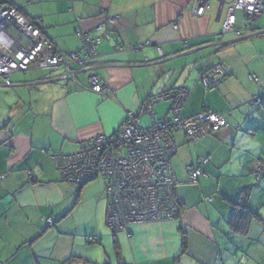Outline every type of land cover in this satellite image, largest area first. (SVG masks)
Returning <instances> with one entry per match:
<instances>
[{
  "label": "crops",
  "instance_id": "0c3cea01",
  "mask_svg": "<svg viewBox=\"0 0 264 264\" xmlns=\"http://www.w3.org/2000/svg\"><path fill=\"white\" fill-rule=\"evenodd\" d=\"M192 1L9 0L25 18L40 22L61 53H81L84 34L98 37L87 67L102 88L92 92L86 72L72 62L74 80L58 79L64 66L12 73L11 86L0 76L1 264H63L70 258L69 264H116L114 239L124 264H264V176L255 173L264 151V12L248 22L243 9H235L234 29L222 32L233 0H208L200 16L192 13ZM218 64L224 78L205 88L199 69ZM178 87L186 92L182 115L218 112L227 126L193 142L172 134L170 164L182 204L177 220L112 233L105 224L104 184L89 182L77 196L76 187L60 180L50 155L112 134L130 112L139 113L145 128L151 119L171 116L172 100L154 102L151 113L140 110L148 96ZM257 96L261 103L252 101ZM204 156V174L189 183L186 166ZM243 190L262 220L252 218L246 228L234 219Z\"/></svg>",
  "mask_w": 264,
  "mask_h": 264
},
{
  "label": "built area",
  "instance_id": "2783aa9c",
  "mask_svg": "<svg viewBox=\"0 0 264 264\" xmlns=\"http://www.w3.org/2000/svg\"><path fill=\"white\" fill-rule=\"evenodd\" d=\"M207 7L208 0L192 1V13L196 16L202 15ZM235 9H243L250 22L264 12V0H233L222 32L234 29ZM108 20L113 21V18L108 17ZM100 27L102 24L97 29ZM42 30L40 22L25 18L8 2L0 4V75L5 85H11V73L26 71L33 65L55 69L64 66L66 70L62 78L65 79L74 76V71L68 67L69 62L78 64L80 69H88L84 62L86 59L92 60L99 44L98 37L91 38L84 34L82 52L65 54L55 50ZM223 73V67L216 65L204 71L199 80L205 87L208 82L217 85L216 79L215 82L211 79ZM251 78L257 79L254 76ZM88 80L92 92L101 91L97 76L89 74ZM185 93L184 89H174L163 94L161 98L172 97V115L151 119L146 128L138 123L139 113L130 112L116 132L83 140L74 154L52 156L56 169L70 177L69 180H87L97 173L109 179L107 223L111 228L123 226L126 218L130 222H142L177 217L178 210L172 192L175 181L171 177L169 162L175 152V144L169 131H182L188 140L194 141L225 125L220 113L200 111L182 115ZM156 99L159 100L157 97L146 100L141 113L149 112ZM252 101L261 102V97H254ZM206 161L207 158H204L200 163ZM201 173L202 170L197 168L190 176L195 180ZM45 220L52 224L51 218Z\"/></svg>",
  "mask_w": 264,
  "mask_h": 264
},
{
  "label": "trees",
  "instance_id": "16d2710c",
  "mask_svg": "<svg viewBox=\"0 0 264 264\" xmlns=\"http://www.w3.org/2000/svg\"><path fill=\"white\" fill-rule=\"evenodd\" d=\"M3 1H6V0H0V4L1 3H3ZM8 1V3L11 5V6H13L14 8H16L18 11H19V8L16 6V5H14L12 2L10 3L9 2V0H7ZM6 1V2H7ZM43 27V26H42ZM43 29V28H42ZM43 34H44V31L42 30L41 31ZM45 35V34H44ZM49 39V38H48ZM50 40V39H49ZM50 42L54 45V43L50 40ZM54 47H55V45H54ZM81 49H82V46H81ZM56 50V49H55ZM77 54H80L79 52H76ZM73 64H75L74 62H72ZM218 65H220V64H218ZM34 66V65H33ZM33 66H31L30 68H32ZM34 67H36V66H34ZM29 68V69H30ZM45 70H48V72H53V71H55V70H57V68L55 69V68H51V67H47V68H44ZM210 69H212V68H208V67H205V68H201V69H199V78H201V74L204 72V71H208V70H210ZM70 70H73L74 71V69H70ZM65 73V72H64ZM61 75H63V73L62 74H60V76ZM224 76H225V71H224V73L222 74V75H220L218 78L216 77V78H213V79H211V80H214V79H216V81H217V84L219 83V81H221V79H223L224 78ZM2 77V76H1ZM3 79V78H2ZM63 80H67V79H63ZM10 81H11V79H10ZM12 82V81H11ZM214 82H215V80H214ZM3 83H4V81H3ZM216 86V84L215 85H213V84H211L210 82H208V85L205 87V88H212V87H215ZM167 92V91H166ZM166 92H163V93H166ZM156 96H154V95H151V96H148V98H147V100L148 99H152V98H155ZM261 102H262V100H261ZM261 102H259V103H261ZM142 108V107H141ZM202 111H209V110H202ZM221 114V113H220ZM221 116L224 118V116L221 114ZM166 117H168V116H166ZM166 117H164V118H166ZM125 119H126V116H125V118H124V120H123V122L125 121ZM224 120H225V125L223 126V127H221L220 129H222V128H224V127H226L227 126V121H226V119L224 118ZM123 122L121 123V124H123ZM121 126V125H120ZM119 128H117V130H118ZM220 129H218V130H211L210 132H208L205 136H203V137H207V136H210L211 134H213V133H215V132H217V131H219ZM116 130V131H117ZM115 131V132H116ZM176 132H178V133H180V134H182L183 136H184V138H185V141H187V142H193V141H190V140H188L187 139V137L185 136V134L182 132V131H175V130H171V131H169V134L171 135V137H172V134H174V133H176ZM248 132H251V131H248ZM114 133V132H113ZM199 138H202V137H199ZM198 138V139H199ZM172 139H173V137H172ZM197 140V139H196ZM195 141V140H194ZM174 142V141H173ZM175 144V143H174ZM79 146H80V144H79ZM78 149H79V147L77 148V150L76 151H74V152H72V153H52L51 155H50V158H51V160L53 161V158H52V156L53 155H70V154H74L75 152H77L78 151ZM175 152H176V145H175ZM175 152H174V154H175ZM174 154L170 157V159H169V162H171V158L174 156ZM204 158H207V161H209V156H204V157H202V158H200V159H198L197 161H195L193 164H190V165H188V166H186V174H187V177H188V182L189 183H191V184H195V183H197L198 182V180H199V178H200V176L202 175V174H204V170H203V165H204V163H200L201 162V160L202 159H204ZM206 161V162H207ZM205 162V163H206ZM53 165H54V168H55V170L58 172V174H59V176H60V180L61 181H63V182H66V183H68V184H71L72 186H74V187H76V194H77V196H78V193H79V191L82 189V186H84L85 184H87V183H89V182H91V181H93L94 179H96L97 177H102L103 179H104V190H103V193H104V195H105V199H106V213H105V224H106V226L107 227H109V229L111 230V232L112 233H115V232H117V231H121V230H127L131 225H133V224H137V223H142V222H157V221H164V220H177L179 217H180V214H181V209H182V204H181V201H180V199L177 197V195H176V192H175V187H176V180L174 179V177H173V175H172V170H171V177L173 178V180L175 181V183L173 184V195H174V200H175V204H176V208H177V210H178V215H177V217H174L173 219H161V220H149V221H142V222H130V221H128V219L126 218L125 220H124V224H123V226H120V227H113V228H111L109 225H108V223H107V221H108V217H109V211H108V207H109V205H110V195H109V193H108V191H107V188H108V186H109V179L108 178H104L103 176H102V174L101 173H97L96 175H93V176H91L90 178H88L89 180H75V181H72V180H69V178L70 177H68L67 175H62V173L61 172H59L57 169H56V166H55V164H54V161H53ZM170 167H171V164H170ZM197 168H200L201 170H202V173L200 174V175H198L197 176V178L195 179V180H193L192 178H191V176H190V174L195 170V169H197ZM255 173L257 174V176L258 177H263L264 176V151L256 158V164H255ZM71 179V178H70ZM248 191L249 190H243L242 191V194L241 195H243V196H241L239 199V202L238 203H236L237 205H238V207L239 208H236V212L234 213V219L235 220H239L241 223H243L244 224V226H245V228L248 226V221H250V220H252V218H254V219H256V220H259V221H262L261 220V218H260V216H259V214L258 213H256L255 211H253L251 208H249L248 206H247V204H246V202L244 201L246 198H247V195H248ZM112 197V196H111ZM207 200H209V201H211V198H207ZM235 204V205H236ZM52 220V224L50 225V224H48L47 222V225L48 226H52L53 225V219H51ZM244 228V229H245ZM87 241L89 242V243H95V242H97V239L95 238V237H93V236H88L87 237ZM184 243V242H183ZM113 248H114V255H115V262H116V264H124V262L122 261V259H121V257H120V253H119V250H118V243H117V241L114 239L113 240ZM75 259L74 258H70V259H67V260H65L64 262H63V264H69V263H71V262H73ZM177 262H178V258L176 257V259H175ZM104 264H109V263H104Z\"/></svg>",
  "mask_w": 264,
  "mask_h": 264
},
{
  "label": "water",
  "instance_id": "95a60500",
  "mask_svg": "<svg viewBox=\"0 0 264 264\" xmlns=\"http://www.w3.org/2000/svg\"><path fill=\"white\" fill-rule=\"evenodd\" d=\"M143 46H144V45L141 44L139 47H134V46H132V47L127 48V49H128V50H137V49L142 48ZM127 49H125V48H118V47H117V50H118V51H125V50H127ZM92 60H93V59H92ZM89 61H91V60L89 59V60L86 62V64H88ZM89 70L93 71L92 67H91V68H88V69H80V70L77 71V72H82V71L87 72V71H89ZM77 72H74V75H76ZM86 75H87V77L89 78V74L86 73ZM92 75L96 76V73L93 72ZM58 79H59V80H62V79H64V78L61 77V78H58ZM68 79H70V80H74V76H70V77H68ZM169 91H170V90H169ZM169 91H167V92H169ZM167 92H166V93H162L161 95H158V96H156V97L159 98V100H161V99L170 100V98H161V96H162L163 94H167ZM159 100L156 99V101H159ZM87 180H89V179H87ZM87 180H86V181H87Z\"/></svg>",
  "mask_w": 264,
  "mask_h": 264
},
{
  "label": "rangeland",
  "instance_id": "374dc122",
  "mask_svg": "<svg viewBox=\"0 0 264 264\" xmlns=\"http://www.w3.org/2000/svg\"><path fill=\"white\" fill-rule=\"evenodd\" d=\"M192 10V9H191ZM262 14V13H261ZM259 16V15H258ZM257 16V17H258ZM225 21H226V19H225ZM224 24H225V22L223 23V27H224ZM88 61V59H86L85 60V62L84 63H86ZM85 65V64H84ZM88 68H91V66H89ZM82 69H84V68H82ZM93 72L94 71H91V70H89V71H87L86 73L87 74H93ZM97 76V75H96ZM177 89V88H176ZM178 89H181V88H179L178 87ZM172 99V97L170 98V100ZM211 112H213V111H211ZM198 113V112H197ZM214 113H218V112H214ZM196 114V113H195ZM141 124L142 125H146L147 124V121H146V119L143 117V119L141 120ZM99 134H96L95 136H98ZM91 137H93V136H91ZM90 137V138H91ZM122 166H124V163H122ZM136 175H137V173H136ZM91 183H97V184H101V186L105 183L104 182V179L102 178V177H97L96 179H94L93 181H91ZM108 229H109V227H107ZM110 230V229H109Z\"/></svg>",
  "mask_w": 264,
  "mask_h": 264
},
{
  "label": "clouds",
  "instance_id": "9594fccd",
  "mask_svg": "<svg viewBox=\"0 0 264 264\" xmlns=\"http://www.w3.org/2000/svg\"><path fill=\"white\" fill-rule=\"evenodd\" d=\"M43 28V27H42ZM41 69H44V68H41ZM29 70V69H28ZM27 71V70H26ZM20 72H25V71H20ZM15 73V72H14ZM12 74V73H11ZM1 76V75H0ZM62 77V75L59 77V78H61ZM65 79V78H64ZM67 79V78H66ZM11 85H12V82H11ZM11 85H9V86H11ZM7 86V85H6Z\"/></svg>",
  "mask_w": 264,
  "mask_h": 264
}]
</instances>
